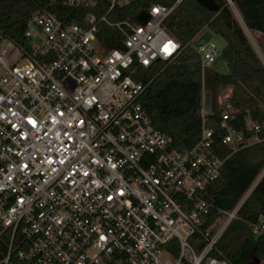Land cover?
<instances>
[{
  "label": "built area",
  "instance_id": "2783aa9c",
  "mask_svg": "<svg viewBox=\"0 0 264 264\" xmlns=\"http://www.w3.org/2000/svg\"><path fill=\"white\" fill-rule=\"evenodd\" d=\"M133 1L52 0L91 11L81 22L35 12L23 43L0 34V264H231L219 243L264 169L216 220L205 193L233 154L263 142L264 125L247 112L238 129L229 89L218 99L225 134L209 127L205 72L221 54L210 39L197 47L201 136L176 150L143 107L151 82L138 76L182 54L164 22L185 0L152 6L145 25L108 18ZM103 24L121 34V49L101 45ZM253 232L264 233V220Z\"/></svg>",
  "mask_w": 264,
  "mask_h": 264
},
{
  "label": "trees",
  "instance_id": "16d2710c",
  "mask_svg": "<svg viewBox=\"0 0 264 264\" xmlns=\"http://www.w3.org/2000/svg\"><path fill=\"white\" fill-rule=\"evenodd\" d=\"M177 0H134L127 8L109 14L111 21L136 20L152 6L172 7ZM219 12H210L196 0L183 1L164 22L166 31L184 48L180 57L164 68L159 64L151 69H139L138 79L151 82L141 99L157 130L174 140L178 151L191 149L202 131L203 74L197 47L220 37L226 42L222 57L229 73L220 74L213 68L205 72V85L213 97L214 116L209 127L216 135L220 129L219 97L232 89V105L239 110L238 129L244 128L246 113L264 125V62L260 59L244 29L235 19L226 0H216ZM246 27L260 34L258 40L264 54V0H232ZM38 11L58 14L68 21L81 22L91 10L72 11L52 0H0V34L18 43L24 42L28 20ZM102 10L99 16L104 14ZM209 34L200 38L204 30ZM99 40L105 50L121 49L123 38L105 24ZM163 69V71H162ZM264 139V130L261 132ZM225 154H229L226 150ZM264 169V140L233 154L224 164L220 179L209 187L205 199L213 204L212 220L219 210L231 211L242 200ZM264 220V177L253 190L235 220L224 233L219 249L231 264H250L256 257L264 262V233L255 235L254 227Z\"/></svg>",
  "mask_w": 264,
  "mask_h": 264
},
{
  "label": "rangeland",
  "instance_id": "374dc122",
  "mask_svg": "<svg viewBox=\"0 0 264 264\" xmlns=\"http://www.w3.org/2000/svg\"><path fill=\"white\" fill-rule=\"evenodd\" d=\"M226 1L228 2V0H226ZM228 5H229V8L231 9L235 19L238 21V23L244 29L249 41L254 46L255 50L260 54V50H259L257 44L254 42V39L252 37L253 33L249 32V29L246 27V25H245L241 15H240V13L238 12L236 6L234 5V3L228 4ZM207 34H209V31L206 29L201 33L200 38L206 36ZM251 34H252V36H251ZM212 40L218 46V48L221 52L220 56L218 57L216 64L213 66V69L220 74H228L229 68H228L226 62L224 61V59L222 57L223 50L226 47V42L222 38L216 37V36H213ZM262 264H264V262H262Z\"/></svg>",
  "mask_w": 264,
  "mask_h": 264
},
{
  "label": "water",
  "instance_id": "95a60500",
  "mask_svg": "<svg viewBox=\"0 0 264 264\" xmlns=\"http://www.w3.org/2000/svg\"><path fill=\"white\" fill-rule=\"evenodd\" d=\"M203 8L207 9L210 12L217 13L219 12V5L216 0H196ZM151 19V16L148 11L144 10L142 11L138 17L137 20L140 24L145 25L147 24ZM250 264H262L261 260L258 258H254L253 261Z\"/></svg>",
  "mask_w": 264,
  "mask_h": 264
},
{
  "label": "crops",
  "instance_id": "0c3cea01",
  "mask_svg": "<svg viewBox=\"0 0 264 264\" xmlns=\"http://www.w3.org/2000/svg\"><path fill=\"white\" fill-rule=\"evenodd\" d=\"M249 32L250 33H252L250 30H249ZM251 36H252V34H251ZM253 39H254V42L257 44V46H258V48H259V50H260V54L256 51V53L258 54V56L260 57V59L264 62V54H263V52H262V50H261V47H260V45H259V39L261 38V36H260V34H258V33H253ZM253 46V45H252ZM253 48H254V46H253ZM255 49V48H254Z\"/></svg>",
  "mask_w": 264,
  "mask_h": 264
}]
</instances>
